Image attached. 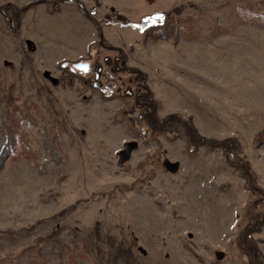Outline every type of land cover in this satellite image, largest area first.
Wrapping results in <instances>:
<instances>
[{"label":"rangeland","instance_id":"obj_1","mask_svg":"<svg viewBox=\"0 0 264 264\" xmlns=\"http://www.w3.org/2000/svg\"><path fill=\"white\" fill-rule=\"evenodd\" d=\"M0 264H264V0H0Z\"/></svg>","mask_w":264,"mask_h":264},{"label":"flooded vegetation","instance_id":"obj_2","mask_svg":"<svg viewBox=\"0 0 264 264\" xmlns=\"http://www.w3.org/2000/svg\"><path fill=\"white\" fill-rule=\"evenodd\" d=\"M83 12L87 15L85 8L83 9ZM18 15L19 14H17L16 20H18ZM9 21H11V19H9ZM93 21L95 23H97L94 19H93ZM100 38H101V44L100 45H102L103 44L102 43V39H103L102 32L100 34ZM117 52H118V57H116V58L105 57V59H104L106 62L105 65H102L99 63L97 65V67H95L93 60H91V62L90 61L73 62V63H71L69 68L71 71L78 72L83 77L91 74L92 70L95 69L93 78H90V80H93L92 85L94 87H96L98 90H100L104 95H106L108 97H113L115 95H119L120 92H122V86L118 84V81H120V75H119L120 72H127V73H129V75H133L135 73V72L131 71V68H128L129 66L128 67L125 66V65H127V62H126V59L123 57V54H121L120 51H117ZM80 63L85 64V65L83 67H80V68L75 66V64H80ZM137 85H139V83ZM127 91H128L127 94L129 96L132 97L134 95V92L130 88ZM145 96L146 95H138L137 96V98L135 100L138 102V106L143 107V105L146 104V102L144 101L145 99H143V97H145ZM140 98H142L143 100L140 101ZM148 104H151V103L149 102ZM131 113H133V111H131ZM139 118L140 119H142V118L148 119V117H146V116L144 117L143 115L139 116ZM145 132L146 131H144V133Z\"/></svg>","mask_w":264,"mask_h":264},{"label":"water","instance_id":"obj_3","mask_svg":"<svg viewBox=\"0 0 264 264\" xmlns=\"http://www.w3.org/2000/svg\"><path fill=\"white\" fill-rule=\"evenodd\" d=\"M84 65H85V64H81V63H80V64H75V66L78 67V68L83 67ZM222 255H223V254H219V253H218V256H222Z\"/></svg>","mask_w":264,"mask_h":264}]
</instances>
